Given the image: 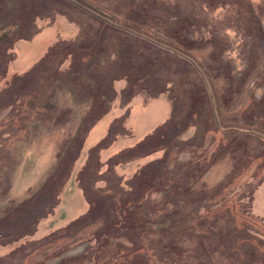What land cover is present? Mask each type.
Returning <instances> with one entry per match:
<instances>
[{"label":"rangeland","instance_id":"obj_1","mask_svg":"<svg viewBox=\"0 0 264 264\" xmlns=\"http://www.w3.org/2000/svg\"><path fill=\"white\" fill-rule=\"evenodd\" d=\"M0 264H264V0H0Z\"/></svg>","mask_w":264,"mask_h":264}]
</instances>
